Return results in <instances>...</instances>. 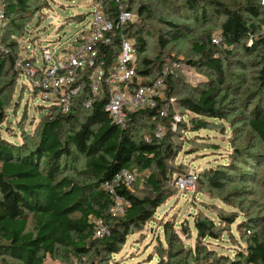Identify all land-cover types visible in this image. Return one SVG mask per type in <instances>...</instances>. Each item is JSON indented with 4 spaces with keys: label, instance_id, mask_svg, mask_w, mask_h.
I'll return each instance as SVG.
<instances>
[{
    "label": "trees",
    "instance_id": "16d2710c",
    "mask_svg": "<svg viewBox=\"0 0 264 264\" xmlns=\"http://www.w3.org/2000/svg\"><path fill=\"white\" fill-rule=\"evenodd\" d=\"M2 1L6 6V24L18 27L15 25L17 15L25 12L32 0ZM120 1L139 17L152 19L151 6L135 10L134 0ZM185 6L194 19L198 15L207 18L211 14L205 7L225 19L219 35L221 44H215L211 35L201 38L193 44L192 50L200 59L188 61L190 66L204 67L214 79L207 80L205 89L192 87L187 97L176 98L177 103L193 113L188 123L179 122L177 128L199 132L210 129L214 125L212 120L228 118L225 112L227 94L222 89L224 62L218 47L224 46V52L232 56L231 49L247 41L243 48L248 55L254 56L253 64L260 67L258 79L264 85V34L260 27L264 25V0H187ZM109 9L117 10L114 0ZM167 24L170 31L159 35L158 39L162 52L174 47L189 30L188 24ZM137 25L130 26L126 33L135 41L139 60L146 53L148 43L141 35L142 28L136 32ZM24 32L25 39L28 28ZM2 44L8 51L0 55V264H45L48 256L65 260L72 257L80 264H102L101 259L110 260L121 253L133 229L154 221L158 208L170 195L168 187L173 185V175L181 171L180 167L169 165L181 151L172 142L175 136L174 126L170 124L173 113L161 119L156 109H143L130 114L125 125H117L106 110L109 92L106 90L94 97L88 76L83 74L81 91L74 97L68 113L52 104L34 143L33 137L11 142L2 131L10 130L7 124L12 123L11 116L15 115L9 90L21 82L22 74L16 69V62L24 46L22 42L7 38H3ZM113 59L114 55L108 56L106 66ZM163 63L161 55L155 60L144 57L137 72L145 83H150L163 76ZM175 78L172 74L167 77L169 96H176ZM32 94L36 97L37 92ZM87 102H91L92 107L87 108ZM80 114L86 115L82 123ZM143 119L151 122L149 141L135 137L137 124ZM246 121L252 132L264 141V105L255 107ZM160 123L169 129L164 139L155 135ZM28 140L31 141L26 144ZM81 162L84 167L79 171L77 165ZM133 168L148 171L141 179L146 188L140 196L132 194L124 184L115 186L114 192L106 188L117 174L123 170L133 172ZM201 177L218 191L230 179L221 169H206L199 173V182ZM116 196L124 197L128 203L121 217L112 214ZM30 215L34 219L32 229L29 228ZM220 218L229 225L237 221L235 216L221 215ZM99 222L109 228L103 238L96 236ZM172 226L165 224V232ZM195 227L197 246L191 257L198 261L199 256L209 251L207 247L202 248L203 240L220 236L216 238L215 222L210 218L195 220ZM247 227V220L239 222V229ZM245 242L246 247L237 249L233 258L222 256L226 261L222 264H264V225ZM169 246L168 256H160L155 264L174 263L176 247L170 241Z\"/></svg>",
    "mask_w": 264,
    "mask_h": 264
},
{
    "label": "rangeland",
    "instance_id": "374dc122",
    "mask_svg": "<svg viewBox=\"0 0 264 264\" xmlns=\"http://www.w3.org/2000/svg\"><path fill=\"white\" fill-rule=\"evenodd\" d=\"M186 1L134 0L132 6L135 10L144 5L151 6L152 19H137L136 32L142 28L141 35L148 43L146 53L137 61L140 64L144 57L155 60L161 55V60L164 61L163 70L168 76L172 74L177 77L176 96H169L167 89L165 97L168 99L185 98L192 87L203 90L207 80L214 79L204 67L190 66L188 61L200 59L192 51L193 44L208 35L212 38L218 37L225 20L224 17L215 16L210 7H205L207 12H211L207 18L198 15L199 17L194 19L185 6ZM0 3L3 1L0 0ZM93 5V0H32L28 9L17 15L15 25L18 27L6 24L0 29V55L8 51L2 44L3 38L22 42L24 48L30 45V51L40 65L43 64V47H51L56 53L70 50L77 43L81 32L89 28ZM80 15L81 20L78 19ZM168 22L177 25L188 24L189 30L186 37L174 47L162 52L158 39L159 35H166L170 31ZM260 27L261 33L264 34V25ZM25 28H28V34L24 39ZM246 43L248 42L244 41L232 48V56L224 52V46L218 47L224 62L222 89L227 94L225 112L228 118L212 120L214 125L210 129L199 132L182 130L177 128L178 124L175 125L173 120L170 121V124L175 126L172 142L181 149L177 158L169 161L171 167L181 168V171L175 170L173 185L168 187L170 195L158 208L154 221L147 223L143 228L133 229L121 253L112 256L110 260L101 259L102 264H155L160 256H168L169 241L176 247L177 257L173 264H222L226 263L222 256L233 258L237 249L246 247L245 240L264 225V141L252 132L246 121L255 107L264 105V85H261L258 79L260 67L253 64L254 56L248 55L243 48ZM9 91L12 93L15 115L11 116L12 123L7 124L10 130H3L2 133L11 142L16 143L21 142L23 138L36 137L42 120L50 114L51 103L39 96H33L31 83L25 77ZM171 113H175L182 123H188L193 115L180 103H176ZM81 116L80 114L82 123L86 115ZM151 129V122L143 119L137 124L135 137L149 141ZM168 130H165V134ZM28 133L32 135L28 136ZM37 138H34L32 143ZM30 141H26V144ZM77 166L81 171L83 162ZM206 169H221L229 174L230 179L223 189L218 191L211 188L203 177L199 182V173ZM133 173L136 180L130 185V191L140 196L146 188L141 179L148 171L141 172L133 168ZM180 174L196 176L195 191L183 193L176 187L175 178ZM221 215L235 216L237 221L231 225L223 223ZM205 218L215 222L216 238L218 234L220 237L203 240L202 248L207 247L209 251L199 256L197 261L191 257L197 246L195 220ZM243 220H247L249 224L245 230L239 229V222ZM168 223L173 226L165 232L164 225ZM33 226L34 219L30 215L29 228L32 229ZM45 264L80 262L72 257L65 260L48 256Z\"/></svg>",
    "mask_w": 264,
    "mask_h": 264
},
{
    "label": "built area",
    "instance_id": "2783aa9c",
    "mask_svg": "<svg viewBox=\"0 0 264 264\" xmlns=\"http://www.w3.org/2000/svg\"><path fill=\"white\" fill-rule=\"evenodd\" d=\"M93 1L94 9L89 28L81 32L77 43L70 50L56 53L51 47H43V64L40 65L30 51V45L24 48L25 51L16 62V69L22 74L21 79L25 77L30 81L32 92H37L36 97L39 96L51 105L56 104L64 113H68L74 97L81 91L80 83L86 74L94 97L106 90L109 92L106 110L115 124L125 125L130 114L143 109H156L159 118L166 119L174 111L177 103L174 98L165 97V91L168 89L167 72L164 70L163 76L145 83L137 72L135 41L126 33L130 26L137 23L139 14L127 10L120 0H114L117 3V10L114 12L109 9L113 0ZM79 19L81 20L82 16ZM7 21L6 6L0 3V29ZM213 42L219 44V36L214 37ZM110 55H114V59L106 66V59ZM85 105L87 108L92 107L91 102ZM175 115L173 113L172 120L176 125L180 119ZM165 130V124L160 123L155 130L157 138H164ZM176 177V187L183 193L195 191L196 176L180 174ZM135 180L133 172L123 170L105 186L112 192L119 184H124L130 189ZM127 205L124 197L116 196L112 214L117 217L123 216ZM108 233V226L99 222L96 236L103 238Z\"/></svg>",
    "mask_w": 264,
    "mask_h": 264
}]
</instances>
